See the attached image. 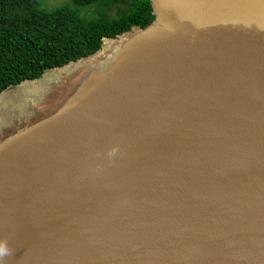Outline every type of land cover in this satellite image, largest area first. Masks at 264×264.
Returning <instances> with one entry per match:
<instances>
[{"label": "water", "instance_id": "95a60500", "mask_svg": "<svg viewBox=\"0 0 264 264\" xmlns=\"http://www.w3.org/2000/svg\"><path fill=\"white\" fill-rule=\"evenodd\" d=\"M148 2L13 85L105 51L0 120V264H264V0Z\"/></svg>", "mask_w": 264, "mask_h": 264}, {"label": "trees", "instance_id": "16d2710c", "mask_svg": "<svg viewBox=\"0 0 264 264\" xmlns=\"http://www.w3.org/2000/svg\"><path fill=\"white\" fill-rule=\"evenodd\" d=\"M70 1L75 6L97 2L103 10L84 19L69 4L49 11L38 0H0V92L94 53L103 37L153 20L148 0Z\"/></svg>", "mask_w": 264, "mask_h": 264}, {"label": "bare ground", "instance_id": "6f19581e", "mask_svg": "<svg viewBox=\"0 0 264 264\" xmlns=\"http://www.w3.org/2000/svg\"><path fill=\"white\" fill-rule=\"evenodd\" d=\"M112 46V43H107L105 50L111 49ZM104 53L105 51L88 61L73 63L40 82L24 83L21 86L20 91L16 94L0 96V120H5V118L15 115L18 111L24 109H27V111L35 110L34 108L32 109V106L37 104V101H44V98L47 97L46 90L49 87L51 88L52 80H58V95L63 94L71 87L77 77L80 76L81 72H84L88 68L98 66L99 63L102 62V55ZM58 100L59 97L58 99L52 98L51 100H45L47 103L46 106L50 107L52 106L51 104Z\"/></svg>", "mask_w": 264, "mask_h": 264}, {"label": "rangeland", "instance_id": "374dc122", "mask_svg": "<svg viewBox=\"0 0 264 264\" xmlns=\"http://www.w3.org/2000/svg\"><path fill=\"white\" fill-rule=\"evenodd\" d=\"M40 7L45 10H53L60 6L71 5L75 8L77 15L84 19H93L97 18L100 12L103 10V6L100 3H93L87 6H75L71 3L70 0H38ZM50 73V72H49ZM18 87L11 86L5 93H15L18 91Z\"/></svg>", "mask_w": 264, "mask_h": 264}, {"label": "clouds", "instance_id": "9594fccd", "mask_svg": "<svg viewBox=\"0 0 264 264\" xmlns=\"http://www.w3.org/2000/svg\"><path fill=\"white\" fill-rule=\"evenodd\" d=\"M115 154V149L109 152V156H113ZM10 254V250L4 243H0V261L3 260L4 257Z\"/></svg>", "mask_w": 264, "mask_h": 264}]
</instances>
